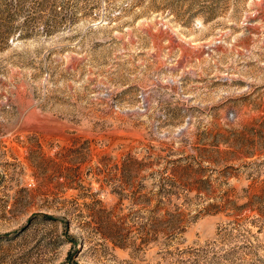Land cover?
Returning a JSON list of instances; mask_svg holds the SVG:
<instances>
[{
    "label": "rangeland",
    "instance_id": "obj_1",
    "mask_svg": "<svg viewBox=\"0 0 264 264\" xmlns=\"http://www.w3.org/2000/svg\"><path fill=\"white\" fill-rule=\"evenodd\" d=\"M0 264H264V0H0Z\"/></svg>",
    "mask_w": 264,
    "mask_h": 264
}]
</instances>
